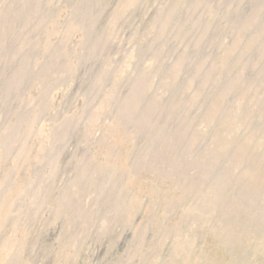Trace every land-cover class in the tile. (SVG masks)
<instances>
[{
	"label": "rangeland",
	"instance_id": "rangeland-1",
	"mask_svg": "<svg viewBox=\"0 0 264 264\" xmlns=\"http://www.w3.org/2000/svg\"><path fill=\"white\" fill-rule=\"evenodd\" d=\"M0 264H264V0H0Z\"/></svg>",
	"mask_w": 264,
	"mask_h": 264
}]
</instances>
